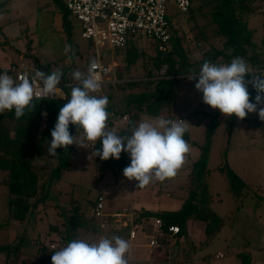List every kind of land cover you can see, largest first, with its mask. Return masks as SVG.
<instances>
[{"label": "rangeland", "instance_id": "rangeland-1", "mask_svg": "<svg viewBox=\"0 0 264 264\" xmlns=\"http://www.w3.org/2000/svg\"><path fill=\"white\" fill-rule=\"evenodd\" d=\"M244 1L252 12L248 15L246 11H239L237 8L236 18H232L231 33L237 43H242V31L236 22L247 20V28L254 45L244 43L247 52L241 57L250 67L255 68L249 59L250 56L258 54L260 59L264 58V0ZM220 2L221 0H194L193 11L191 9L189 13L182 12L173 2H169V14L182 37L180 44L174 39L172 47H181L183 51H187L186 56L192 63L212 56L217 50L226 55L232 53L233 47L228 45V35L223 34L219 22L214 21L213 13L218 12ZM77 25L78 21L68 9L67 0H0V66L6 70L4 73H7L11 64L17 63L22 55L27 60L42 65L43 71L48 74L57 69L67 74L71 67L81 72L86 70L96 59L95 48L90 39L82 36L81 28ZM66 45H70L72 51L65 53ZM131 48L140 54L132 64L127 61ZM26 52L29 56H26ZM101 54L108 65L117 62L118 66L112 67L110 78L124 80L120 83L132 80L129 78L145 79L150 70L156 77H163L169 66L156 64L159 50L148 39H138L123 50L112 49L105 43L101 47ZM215 61L219 64L230 63L223 57H218L213 60ZM180 76L174 86L175 104L172 112L186 114L185 126L191 134L185 140L190 145V151L175 177L163 182H153L164 185L168 183L173 187L174 184L188 181L187 172L194 170L202 153L200 146L194 142L204 143L206 132L216 121L213 145L210 148L211 176H208L207 182L213 193L219 192V197H214V210L233 215L218 237L208 244L203 243L204 250L200 247L197 251L183 250L186 251L183 259L193 260L194 264H236L238 253L243 250V243L251 241L252 246L248 249L252 252L254 264H264V121L259 119V106L257 112L248 113L244 120L237 119L231 134L229 146L231 145L234 151L231 156L232 165L239 169L247 166L246 179L251 188L249 194H244L239 202L243 205L242 209L236 210L235 199L230 191V178L226 173L215 169L222 161V151L228 137L229 117L203 103L202 93L195 89L197 81H189L185 74ZM152 88L154 85L149 87L150 90ZM99 92L102 96H111L107 97L108 101L116 110L123 108L125 97L130 93L115 83L103 85ZM195 100L197 103L192 106ZM157 117L160 116L144 114L142 120H155ZM6 121L8 122V119ZM45 126L46 117L42 115L40 128L44 129ZM71 135H77L79 142V132L77 133L76 129ZM91 144L88 142L87 148L75 144L69 146V158L67 149L64 150V162L67 159L70 161L67 167L62 166L61 159L59 162L46 154L35 157L33 168L47 175L49 184L43 198L36 202L35 208L23 222L10 219L11 196L8 186L3 183L4 173L0 171V264H39L36 261L39 241L49 242L55 237H60V232H65L72 200L80 203L86 214L91 216V201L99 193H105L116 205L119 201L127 202L132 196L138 181L128 180L124 177L123 170L108 172L101 181L96 178L95 157L91 156L94 150L90 147ZM249 148L255 151L251 153L252 162L248 164L242 161V158L243 152ZM48 162L55 165L51 167ZM54 225H57V230L48 233ZM92 233V230L80 229L78 238L92 242V237L97 235ZM106 237L109 238L107 235ZM66 244L67 242L64 246ZM176 244L181 245L178 240ZM218 251L224 254L223 258L216 256ZM207 254L209 258H203ZM41 261L51 264L42 259ZM41 261L39 262L42 263ZM163 264H172L171 257L166 258Z\"/></svg>", "mask_w": 264, "mask_h": 264}, {"label": "trees", "instance_id": "trees-1", "mask_svg": "<svg viewBox=\"0 0 264 264\" xmlns=\"http://www.w3.org/2000/svg\"><path fill=\"white\" fill-rule=\"evenodd\" d=\"M193 1L191 0V7L187 11L188 13L191 9L193 11ZM244 3V0H221L218 12L215 14L213 13L215 16L214 21L219 22L222 27V33L228 35V45L233 47L231 54L226 55L223 54L221 50H217L212 56H210L211 58L203 57L200 60H196L194 63H192L186 56V53H188L187 51H183L181 47H172L173 40L169 43L168 48L165 51H160L158 48V43L153 39H148L151 40L155 45V48L159 50L156 64L158 66L163 64L169 65L165 76L160 78L156 77L153 71L150 70L148 72L147 78L145 79L129 78L132 80L125 81L123 83H120L122 82L121 80L116 81L117 83L114 82L117 84V86L119 85L120 87L129 90L130 93L125 97L123 108L116 110L114 109L113 104H108L107 111L110 113V117L107 123L109 130L115 129L120 135L127 134L130 136V129L137 125V121L140 119L141 114L144 113L151 116H160L165 119L172 118L174 116L172 114V108L175 103L174 86L180 80V75L191 74L190 70H197L198 73L203 62H213V60L217 59L218 57H223L227 62H231L233 58L245 55L247 48L244 47V43L254 45L251 41V33L247 28V20H239L236 22V24L240 27L239 30L242 31L240 33L242 43H237L236 39L233 38L231 33L232 18H236L235 14L237 12V8L240 9L239 11H246L248 15L250 11L252 12L250 7ZM169 19L175 30L174 39L177 40L176 43H179L182 41V37L181 34H179L177 27H174L171 14H169ZM138 39L141 38H130L127 46L123 49H127L130 44H133ZM26 53V56H29L28 52ZM175 54H177V56H175ZM139 56L140 54L131 48L127 54L128 63H134L139 58ZM249 59L255 68H264V58L260 59L258 54L251 55ZM213 63L219 64L218 61ZM35 64L43 71L42 65L37 63ZM77 70L74 67H71L68 73L64 74L62 77L60 84L64 87L66 94L70 95L71 86L75 85L72 84L76 81L73 80L71 74ZM82 72L87 74V69L82 70ZM245 79L249 80L250 77L246 76ZM152 85H154V88L150 90L149 87ZM141 88L144 89L139 90ZM131 89L137 90L131 91ZM248 91L250 94V101L255 102L256 91L252 87H249ZM92 94L96 96H102L99 91ZM106 97L111 96L108 94ZM68 99H70V96L66 99H34L33 104L35 105V108H33L32 111L26 110L25 115L20 119H16L14 109L12 111L6 110L3 113H0V171L4 173L3 183L8 186L11 196L9 200V211L11 215L10 219L22 222L25 221L28 215L35 208L36 202L43 198L47 191L49 177L41 172L35 171L33 168V161L38 155H48L47 148L49 146V142L52 139L51 130L54 128V125L57 121L60 107L67 103ZM44 112L47 113L46 126L44 129H41L40 118ZM125 114L128 115V120L122 124L120 123V120ZM6 119H8V122ZM237 119L239 118H237L235 115H232L227 119L228 137L222 152V162L215 169L222 173H226L230 178V191L236 199V210H239L241 207L239 202L242 196L249 193L251 188L249 184H247L242 179V177H240L229 166L228 163V151L229 144L231 142V134ZM216 125L217 122L214 121L207 131L205 143L201 145L202 154L195 164L193 170L194 184L189 190V194L184 202L183 207L180 210L155 213H151L146 210H140L138 211V214H140V218L138 219L141 220L144 217L160 218L164 223L165 229H167L171 224H177L180 226V233L175 236L176 238H179L183 234L187 227L188 219H193L196 223H200L203 226L202 234L208 237L205 241V244H208L211 239L218 235V232L233 215L226 214L224 216H220L213 210L211 206L214 194L210 192L207 180L211 173V168L209 167L210 148L213 141V135L216 130ZM74 129H76V127L70 124V134ZM185 137H189L188 131H186L184 138ZM90 147H92V144ZM100 147L101 145L98 140L94 145L93 150L99 149ZM64 150L65 149L63 148H58L56 150L57 156L54 158L58 159L59 162L61 159L62 166L67 167L70 161L67 159L66 162H64L62 156ZM67 155L69 158L70 147L67 148ZM130 162V156L125 152L121 153L119 160L109 158L108 160L104 161L99 157H95V176L99 181H101L105 178L108 172L124 170L125 167L130 165ZM48 163L51 167L55 165L52 162ZM95 200L91 201V216L86 214L84 208H82L83 206L80 203L73 202L72 200V203L68 209V219L66 221L65 232L59 233L60 237L62 238V243H60L57 248H51L49 244L50 241H39L37 256L42 260L48 261L52 264L51 257L54 254V251L64 247L65 242L69 243L73 239H79L78 231L80 229L92 230L94 233L101 232L102 227L100 226V221L94 216ZM54 229L57 230V225L50 227L48 233H51ZM55 239L57 238H53V240ZM167 239L168 238H163L162 243L164 244ZM192 246L195 250L198 249L196 245ZM162 249L171 254L172 264L181 263L180 260H176V258L172 255L171 248H169L167 245H164ZM238 259L239 261L237 264H254L252 252L247 249L238 253Z\"/></svg>", "mask_w": 264, "mask_h": 264}, {"label": "clouds", "instance_id": "clouds-1", "mask_svg": "<svg viewBox=\"0 0 264 264\" xmlns=\"http://www.w3.org/2000/svg\"><path fill=\"white\" fill-rule=\"evenodd\" d=\"M72 51L65 46V53ZM74 55V52H73ZM97 64L92 61L87 74L77 70L71 75L77 83L71 86L70 95L60 85L64 73L57 69L50 74L35 69L34 75H25L17 82L7 73L0 74V113L14 109L16 119L25 115L26 110L35 108L34 99L67 98L60 107L57 121L51 130V141L47 148L49 156L56 157L58 148L67 149L71 145L87 148L99 140L101 147L92 155L101 160L120 159L121 153L130 156V165L123 175L128 180L138 181V188H144L153 181L163 182L175 177L185 163L190 145L184 139L187 131L183 120L157 117L142 120L130 129L131 135H120L115 129L109 130L106 96H96L101 89L100 77L96 74ZM189 81L195 80V89L203 94V103L221 114L235 115L244 120L248 113L257 112L264 121V74L249 68L242 57H235L227 64L205 61L199 71L190 70ZM246 76L250 77L246 82ZM256 91L255 102H250L248 85ZM45 117L47 113H42ZM76 127L77 135L70 134L69 125ZM130 245L120 236H101L96 242L73 239L66 246L54 251L52 264H128L126 254Z\"/></svg>", "mask_w": 264, "mask_h": 264}, {"label": "built area", "instance_id": "built-area-1", "mask_svg": "<svg viewBox=\"0 0 264 264\" xmlns=\"http://www.w3.org/2000/svg\"><path fill=\"white\" fill-rule=\"evenodd\" d=\"M169 2H173L182 12H187L191 7V0H67L68 9L80 22L82 36L90 39L95 48L97 64L95 72L100 77L101 87L118 81L115 77L110 78L113 66L103 60L101 47L105 43H108L112 49H123L130 38L139 37L155 40L160 51L168 48L169 43L175 38V30L169 19ZM249 68L264 74V68L250 66ZM35 69L41 70L35 63L22 58L17 63L11 64L7 69V74L20 82L25 75L29 77L34 75ZM5 71L2 69V73ZM58 87L64 89L61 84ZM178 119L183 120L182 117H175L171 120ZM105 203V195L99 194L95 200L94 216L99 219L100 226L102 229L113 226L119 231L120 236L124 235L122 238H127L130 246L133 245V241L143 229L142 224L124 220L121 213L116 214L115 218H110L106 212ZM143 219L144 221L153 220L154 223L147 243L152 249H162L164 245L169 246L168 244L180 233V226L177 224H171L165 229L160 218L144 217L139 221ZM163 238H168L164 244L162 243ZM60 243H62L61 237L51 239L49 242L51 248H57ZM219 256L222 257L223 254L219 253Z\"/></svg>", "mask_w": 264, "mask_h": 264}, {"label": "crops", "instance_id": "crops-1", "mask_svg": "<svg viewBox=\"0 0 264 264\" xmlns=\"http://www.w3.org/2000/svg\"><path fill=\"white\" fill-rule=\"evenodd\" d=\"M77 21H78L77 26L81 28L80 22L78 19H77ZM111 55H113V54H111ZM22 58L26 59V57L22 55V56H20L19 60ZM28 61L32 62L29 59H28ZM111 65L113 67L118 66L116 61L114 63H112ZM116 80H118V79H116ZM119 81H120V79H119ZM121 81H124V80L121 79ZM196 103H197V101L195 100L194 103L192 104V106H195ZM144 114H146V113H144ZM144 114H141L140 119L137 121V125L142 120ZM172 114L174 115L172 118L182 117L184 120V125H185V120H186L185 112H182V113L181 112H178V113L172 112ZM172 118H170V119H172ZM127 120H128V115L125 114L123 116V118L120 120V123L123 124ZM187 131H188L189 137H190L191 133H190L188 128H187ZM189 137H185V138H189ZM205 137H207V132L205 134ZM213 137H214V135H213ZM205 141H206V139H205ZM205 141H204V143H205ZM194 143H196L198 146H200V148H202L201 145L204 144L201 142H194ZM212 145H213V141H212ZM212 145H211V147H212ZM93 148H94V145L92 144V149ZM253 151H255V149H250V148H249V150L244 151L243 152L244 160L242 158V161H244L248 164L250 162H252L250 159V155ZM201 152H202V149H201ZM233 152L234 151H232V148L230 145L229 151H228L229 166L240 177H242V179H244V181L248 184L247 179H246V173H245V172H247V166L241 167L239 169V168H236L234 165H232L231 156H232ZM187 174H188V176H187L188 181L179 182L177 184H174L173 187L168 185V183H166L164 185L163 183H158V182L150 183L149 185L145 186L144 188H138V186H136V187H134L135 189L133 190L132 196L127 200V202L119 201L118 205L114 204L112 200L108 199V197L106 196L105 193H103V192L99 193V194H104L106 197V203H105L106 204V212L108 213L110 218H115L116 214L121 213V214H123L122 218H124V220H127L129 222L133 221L135 223H140L143 226V229L138 233L137 237L133 241L134 244L130 246L129 252L127 253L128 264H163V262L166 258L171 257V254L166 253V251L164 249H152L150 246L147 245V243L149 241L148 236L153 231L154 223H153V220H145L144 221V219H143L142 221H139L140 219H138V218H140V214H138V211L146 210L148 212L155 213V212H163V211L180 210L183 207L184 202H185V200L189 194V190L191 189V187L194 184L193 170L187 172ZM210 176H211V174H210ZM213 194H214V197H215V195L219 197V192H215ZM248 194L249 193H247L245 195H248ZM96 197L97 196H95L92 199V201H94L96 199ZM214 197H213V201L211 203L212 208L214 207V203H215ZM233 197H234V195H233ZM234 199H235V197H234ZM108 202H111V203H108ZM235 204H236V199H235ZM241 206H243V205H241ZM241 209H242V207H240V210ZM244 209L248 211L247 208H244ZM213 210H214V208H213ZM214 211L217 214H219L220 216H224L226 214L231 215V213H226V212L220 211V210H214ZM227 223H228V221H227ZM225 225L221 228V230L218 232V235L215 236V238L219 236V234L221 233V231L225 227ZM232 226H234V225H232ZM202 230H203V226L200 223H196L193 219H188L187 227L184 230L183 234L179 238H176V240H173L171 243L168 244L169 245L168 247L171 248V251L173 250L172 255L176 258V260H180L181 263H179V264H183V263L184 264H194L195 263V262H193V260L183 259V255L186 252L183 250L191 251L192 249H194L192 245H196L197 248L200 247L202 250H204L205 246L203 245V243H205V241L208 237H206L204 234H202ZM118 233H119V231L117 229H115L113 226H109L108 228L102 229V231L99 233L93 232L92 233L93 235H95V234H97V235H95L96 237H92V242L98 241L101 236L107 235V236H109V238H111L113 236H119V235H117ZM120 237H124V235H122ZM215 238H213V239H215ZM213 239H211V241H213ZM125 240H127V238H125ZM177 240H178V243H180L181 245L176 244ZM174 241H176L175 244H174ZM193 242H194V244H193ZM185 243L187 245L183 246V244H185ZM250 246H252L251 241H248V243H246V244L243 243V250H245V249L249 250L248 247H250ZM258 248H260V246ZM145 249H148V251H145ZM196 251H197V249H196ZM219 253H222V252L218 251L216 253V256L218 258H223L224 254L222 253L223 256L221 257V256H219ZM203 258L208 259V254L206 256H204ZM36 261L39 264H44V262L41 261V259H39V257L36 258ZM39 261H41L42 263H40ZM238 261H239V259H238Z\"/></svg>", "mask_w": 264, "mask_h": 264}, {"label": "water", "instance_id": "water-1", "mask_svg": "<svg viewBox=\"0 0 264 264\" xmlns=\"http://www.w3.org/2000/svg\"><path fill=\"white\" fill-rule=\"evenodd\" d=\"M0 73H2V68L0 67Z\"/></svg>", "mask_w": 264, "mask_h": 264}]
</instances>
